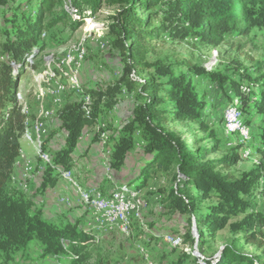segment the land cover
<instances>
[{"label": "trees", "instance_id": "trees-1", "mask_svg": "<svg viewBox=\"0 0 264 264\" xmlns=\"http://www.w3.org/2000/svg\"><path fill=\"white\" fill-rule=\"evenodd\" d=\"M65 8L79 9V20H69L64 0H0V264L12 261L16 254H24L31 242H36L41 255L69 257L70 264H105L100 259L88 262L85 240L88 235L77 231L72 223L58 224L43 217L42 207L31 198V190L22 191L13 183V168L20 149V137L26 115L16 103L17 80L14 75L22 62L33 53V48L46 47L45 35L56 23L68 18L70 26H77L85 17L84 8H95L102 0H70ZM116 5L112 15L110 46L118 52L120 69L111 84L102 87H81L79 93H68L57 110L58 129L65 132L64 146L53 153L52 164L41 174V188L53 186L59 177L57 165L70 170L74 166L73 152L84 129L98 122L99 115L110 111L123 96H130L132 108L128 118L107 137L110 148L109 166L117 171L127 156L139 152L142 163L129 184L143 187L157 176H167L170 184L157 190L159 204L168 214L186 216L183 241L193 244L190 226L194 220L199 241L228 227L233 234H241L232 244H225L218 259L204 264H255L256 259L236 248L237 239L256 245L264 258V213L246 212L248 202L242 198L262 179L264 160L252 169L232 177L219 167H229L239 158L236 148L220 158L208 159L216 144L210 148L193 147L185 142L181 132L166 123L175 120L195 121L202 130L211 129L209 136L216 138L213 122L203 112L205 97L196 89L193 75L216 83H227L240 99L243 122L264 132V71L257 78L242 74L257 89L247 85L241 91L231 74L208 70L198 65H185V71L172 68L161 60L146 62L145 55L151 39L161 34L171 39L193 37L201 43L216 46L231 33L247 34L264 30V0H103ZM56 11L53 13V10ZM46 15H52L43 22ZM45 35L41 37V33ZM28 57V58H27ZM260 70V69H258ZM149 71V72H147ZM246 71V70H245ZM147 72L148 76H139ZM159 77H166L164 82ZM88 97L87 108L82 97ZM255 116L257 119H255ZM221 123V119H216ZM247 127V126H246ZM50 136V135H49ZM99 138L94 137L93 141ZM43 149H47L42 143ZM264 154V150H262ZM31 170L26 174L30 183ZM22 189V190H21ZM193 190L194 192H191ZM214 198L204 214L195 213L201 201ZM240 212V220L229 222ZM186 226V227H185ZM174 229L172 234L176 233ZM90 233V232H89ZM172 250L177 249L171 247ZM190 253L180 251L171 264H182ZM190 256V257H189ZM194 256H199V253ZM200 258V257H198ZM260 259V258H259Z\"/></svg>", "mask_w": 264, "mask_h": 264}, {"label": "rangeland", "instance_id": "rangeland-1", "mask_svg": "<svg viewBox=\"0 0 264 264\" xmlns=\"http://www.w3.org/2000/svg\"><path fill=\"white\" fill-rule=\"evenodd\" d=\"M70 2V0H64L62 7L68 11L69 20H79V9L72 11L70 7L65 8L66 3L68 5ZM84 9L85 17L77 26H70L67 18L63 22L56 23L47 31L46 35L45 32H42L41 37L45 35L46 47L39 51L37 48H33V53L28 56L29 58L27 57L28 59L19 64L20 67L14 71L17 80L16 92L24 101L22 110L26 112V120L31 123H43L45 127L44 142L52 155L55 150L64 146L65 132L58 129L60 120L55 111L60 108L68 93L74 91L71 78L77 79L80 90L81 87L103 88L106 84H111L114 81L120 69L118 52L109 44L110 27L113 22L112 15L116 13L118 7L109 5L102 0L95 8ZM55 11L56 9L51 14H54ZM51 16L46 15L43 22L49 20ZM0 26H2L1 16ZM81 50H83V55L80 57ZM145 60L149 63L161 60L163 63L171 64L176 72L185 71V65L189 64L231 74L232 80L239 84L240 90L247 92L246 86L251 84V81L241 75L247 72L251 78H257L264 71V30L253 29L247 34L231 33L226 35L216 46L201 43L193 37L178 40L161 34L159 37L150 40ZM147 72L140 73L139 76H148ZM165 78L159 77L158 79L160 82H164ZM191 78L196 82L198 92L205 97L206 104L203 112H209L207 120L213 122V128L217 134L216 138L208 135L210 128L207 131L202 130L195 121L175 120L168 121L166 125L180 131L185 142L191 143L193 147L210 148L216 144V149L207 155L208 159L220 158L236 148L239 156L237 162L229 167H219V169L229 173L232 177H239L242 172L256 166L261 159L264 160L262 152L264 150V132L262 136L258 127L246 125L243 122V116H241L243 124L248 127L249 135L246 143L239 142L236 133L226 132L223 120L225 110L231 104H233L232 106L239 104L238 96L232 93L227 83L219 87L216 83L202 76L193 75ZM251 87L257 89V85L251 84ZM15 100L20 105L16 96ZM131 108L132 99L130 96H123L110 111L99 115L97 123L84 129V134L81 135L75 146L73 152L74 166L71 168L74 179L79 186L75 188L71 184L75 188L74 190L65 181L59 182L61 179L57 176L58 181H56L58 183L55 191L58 196H55L54 201L59 208V220L53 222L75 224L77 231H83L84 234L86 233L85 235H88L84 244L86 245L85 251L88 254V262L93 263L96 259H100L105 264H171L177 260L180 251H182L189 252V255L196 259L197 264H203L198 258L200 256H194L198 253L197 247L204 256V261L208 260L211 263L215 258H219L225 244H232L233 240L242 235H233L226 226L218 230L213 236L205 234L201 241L197 236L196 246L195 243L184 242L186 216L179 213L168 214L160 207L158 200L157 190L167 188L170 184L168 177L159 175L139 188L136 184L128 183L137 175L142 163L137 150L132 151L127 156L125 164L117 170V173L112 171V173L104 174L102 166L103 148L109 147L106 142L107 137L128 118ZM53 114H56L55 117ZM218 118L221 119L220 124L216 121ZM255 119H257L256 116ZM94 137L99 139L93 141ZM19 142L20 149L14 167L18 166L19 173H21L22 162L19 155L22 153L24 159L33 161L35 168L30 175L33 180H36V183L32 185L33 193L36 199L44 200L47 197V192L38 189L41 179L38 178L36 153L22 135ZM22 144L28 146L30 150H25L21 147ZM90 144L93 146L88 152ZM19 173L17 174L18 178L21 175ZM114 175L120 176L117 183L114 181L116 179ZM12 178L16 185L15 182L18 178L16 179L14 176ZM111 184L131 190L142 201L137 215L132 213V209H129L126 235L121 232L117 224L97 222L94 225H85V222L80 219L83 213L86 216L89 212L87 213V207L79 199V190L91 186L101 192L108 191L111 189ZM22 191L28 192L29 189ZM191 192L194 191L191 190ZM112 198L116 203L118 202L115 194H112ZM242 198L248 202L246 212L252 210L264 213V184H262V179L259 180L258 184L252 186L249 194L243 195ZM213 202H215L214 198L204 199L199 203L198 211L195 213L204 214L208 204ZM42 204L36 205L41 207ZM132 204L127 198L128 208H131ZM243 215L244 213L240 212L237 216L231 217L229 222L240 220ZM174 229L177 232L172 234ZM260 230L264 232V227ZM190 231L195 242L192 223ZM169 238H175L177 241ZM235 245L241 252L254 257L256 259L255 264H264L261 249L256 245L244 243L242 239H237ZM38 246L35 241L31 242L29 249L24 254H16L12 261L4 263L51 264L52 262L44 263L48 257L41 255ZM171 247L177 249L172 250ZM182 264H193V262L190 258H185Z\"/></svg>", "mask_w": 264, "mask_h": 264}, {"label": "bare ground", "instance_id": "bare-ground-1", "mask_svg": "<svg viewBox=\"0 0 264 264\" xmlns=\"http://www.w3.org/2000/svg\"><path fill=\"white\" fill-rule=\"evenodd\" d=\"M82 55L83 54H80V57ZM71 81H72V87H73L74 91L76 93H79L80 92V85L78 84L77 79L75 77H73V78H71ZM16 97L19 100V104H20L21 110H22L23 106H24V101L22 100V98H20L19 93H16ZM82 99H85L86 105L88 107V105L90 103V99L88 97H84V96L82 97ZM232 105L233 104H231V106H229V108H227L225 110L224 119H223L224 120V129L228 133H234V134L236 133L238 136L239 142L246 143V141L248 139V135H249L248 127H246L243 124L242 117H241L242 115H241V112L238 109V107L232 106ZM87 107H85V108H87ZM55 108H58V107H55ZM25 109H26V107H25ZM56 112L57 111H55V113ZM24 113L26 114V112H24ZM53 115L55 117L56 114H53ZM28 121L25 119V124H24L25 126H24V130L22 133V137L28 143H30L32 148L34 149V151L36 153L35 155L37 156V159H38L37 160L38 168H37V166H36V168L39 171L41 168L40 156H41V158H48V157L51 158V159H44V167H46V166H49L52 164L53 155H52V153H50V151H48V149L44 150L43 149L44 146L41 143L42 142V132L45 131L43 123L38 124V122L31 123ZM28 125H31V126L29 127ZM48 147H49V145H48ZM105 154L110 155V148L108 146L105 148ZM34 158H36V157H34ZM19 159L22 162L21 163L22 167H21V173H20L21 175L19 176L18 180H16L17 185H18L19 180H21V182H26V174H28L31 170H33L35 168V167H33V161L28 160V159H24L23 153L19 155ZM105 164L109 166V156H105ZM58 171H59L60 177L62 179L66 180V182H68L70 184H73L75 188H78L79 185H77L78 183L74 179V176L72 173L73 171L68 172V174L64 170H61V169H59ZM42 172H40V176H41ZM18 187L22 188L23 190H26V191L29 189V187H27V186H19L18 185ZM96 191H99V190H96L94 187H90V188L86 187L84 189L79 190V199H86V195H90V204L91 205H99V202H101L103 205H107L105 210H102V208H100V207L87 208L86 211H87V213L89 212L87 216L93 215V216H96L95 218H101L102 224H106V223L117 224V226L119 227L120 230H121V225H122L124 228V232H126V229H127L126 224H127V220L129 217V209L133 210V204H132L131 208H128L127 198H129V196L131 194H134V193L131 190L125 189L124 187L113 186L112 194H115V197L118 201L116 203L112 197L94 194ZM119 197H121V205L124 208V209H120V220L119 219H108V218H113L114 213H116L117 205H119ZM83 203L87 207V203H85V202H83ZM139 209H140V205H139V207H137V211ZM51 258L54 259V262H52L51 264H70L69 257H64L63 255H61L58 258L57 257H51Z\"/></svg>", "mask_w": 264, "mask_h": 264}, {"label": "built area", "instance_id": "built-area-1", "mask_svg": "<svg viewBox=\"0 0 264 264\" xmlns=\"http://www.w3.org/2000/svg\"><path fill=\"white\" fill-rule=\"evenodd\" d=\"M82 53H83V50L81 51V54ZM20 98H22V97L20 96ZM82 101H83V104H84L83 106L87 107L85 99H82ZM44 136H45V131L42 132V142L41 143H45L44 142V138H45ZM103 152L105 154V148H103ZM104 154H103V162H102L104 174L112 173L113 170L111 169V167L105 164V156H109V155H106V154L104 155ZM40 159H41V168L38 171V178L39 179H40V172H42L45 169V167H44V159H51V158L50 157L41 158V156H40ZM57 168H60L61 170H64L67 174H68V172H72L71 169L67 170V169H64L63 167H61L59 165H57ZM40 183H41V180H40ZM18 185L19 186H27V187H29L30 190H31V197H33V195H34L33 192L34 191L32 189V184L31 183L21 182V180H19L18 181ZM114 185L115 184H111V187H110L111 189L109 188L110 190H108V191L107 190L106 191H102V192L101 191H96L94 194L105 195V196L112 197V188H113ZM39 186H40V184H39ZM32 199H33V202L36 203V204H40V203L43 202L42 199H40V200H38L36 198H32ZM80 201L87 203V208L100 207V208H102V210H105V208L107 207V205H103L101 202H99V205H91L90 204V195H86V199H80ZM129 201L133 203V212L132 213H136V215H137V207H139V205H140V203H142V201L137 197V195L135 193L130 195ZM120 209H124L123 206L121 205V197H119V205H117L116 213H114L113 218H108V219H119L120 220ZM86 219L87 220L85 221V225H94V224H97V222H102L101 218H95L93 215L92 216H87ZM121 232L123 234H125L124 228H123L122 225H121ZM169 239L176 240L175 238H169ZM196 250L199 253L200 261L204 264V256L197 249V247H196ZM50 262H54V259H52V258L46 259L44 263H50Z\"/></svg>", "mask_w": 264, "mask_h": 264}, {"label": "crops", "instance_id": "crops-1", "mask_svg": "<svg viewBox=\"0 0 264 264\" xmlns=\"http://www.w3.org/2000/svg\"><path fill=\"white\" fill-rule=\"evenodd\" d=\"M45 128V127H44ZM84 134V133H83ZM93 146V144H90V146H89V148H88V152H89V150L91 149V147ZM21 147H23L25 150H30V148L28 147V146H24L23 144H22V146ZM74 157V156H73ZM97 160H98V158H97ZM96 160V161H97ZM114 171V170H113ZM20 172V169H19V167L18 166H16V167H14L13 168V176L17 179L18 178V173ZM116 173H117V171H115ZM20 174V173H19ZM115 176V178L116 179H114V181L117 183L118 181H119V177L117 176V175H114ZM114 178V177H113ZM59 179H61V180H59V182L61 181V183H63V181H65V183H68V182H66V180H64V179H62L60 176H59ZM58 181V180H57ZM55 182V184L53 185V186H47V187H45V188H41V187H39L38 189L39 190H41L42 192H47V194H46V196L47 197H45V199L43 200V204L41 205V207H42V210H43V216L44 217H46V218H48V219H50V220H52V221H55V220H59V218H58V205H57V203L54 201V198H55V196H58L57 195V192L55 191V187H56V184L58 183V182ZM111 181H113V180H111ZM29 182L32 184V185H34L35 183H36V180H33V179H31L30 178V180H29ZM68 184H70V183H68ZM71 185V184H70ZM72 186V185H71ZM50 187H52V189H49ZM73 187V186H72ZM91 187V186H90ZM73 189L75 190V188L73 187ZM34 191V190H33ZM31 198H36V196L35 195H33V197H31ZM80 214H81V212H80ZM56 218V219H55ZM87 215L85 216L84 215V213L81 215V220H82V222L84 221H86L87 219ZM61 222H63V221H61ZM66 223V222H65ZM68 223V222H67Z\"/></svg>", "mask_w": 264, "mask_h": 264}, {"label": "water", "instance_id": "water-1", "mask_svg": "<svg viewBox=\"0 0 264 264\" xmlns=\"http://www.w3.org/2000/svg\"><path fill=\"white\" fill-rule=\"evenodd\" d=\"M192 231L194 232V236H195V246L197 245V229H196V225H195V222L194 220H192Z\"/></svg>", "mask_w": 264, "mask_h": 264}]
</instances>
